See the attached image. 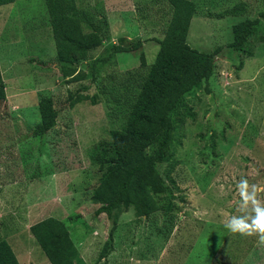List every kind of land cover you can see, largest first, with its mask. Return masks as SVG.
<instances>
[{"label":"rangeland","instance_id":"obj_1","mask_svg":"<svg viewBox=\"0 0 264 264\" xmlns=\"http://www.w3.org/2000/svg\"><path fill=\"white\" fill-rule=\"evenodd\" d=\"M90 31L98 26L102 47L63 66L57 60L45 0H14L0 6V240L20 264H51L29 226L47 215L61 218L87 264H264L256 238L229 233L224 220L236 213V183L241 177L264 184V0H193L196 14L187 41L216 54L209 91L202 82L184 94L170 112L174 130L171 157L159 163L167 189L155 194L159 209L136 218L132 207L120 214L113 250L98 261L110 221L94 215L91 200L101 175L94 156L120 125L110 116L115 96L137 89L148 71L171 16L169 0H76ZM120 5L119 8H104ZM133 7V8H132ZM259 17L246 51L228 47L231 27L244 17ZM103 17L105 18L103 20ZM142 39L137 52L110 53L113 43ZM146 59L140 65V53ZM115 75L108 85V75ZM85 83L90 99L69 105V92ZM51 95L56 123L43 136L38 101ZM154 146H149L152 151ZM223 189V191H222Z\"/></svg>","mask_w":264,"mask_h":264},{"label":"trees","instance_id":"obj_2","mask_svg":"<svg viewBox=\"0 0 264 264\" xmlns=\"http://www.w3.org/2000/svg\"><path fill=\"white\" fill-rule=\"evenodd\" d=\"M14 0H0V6ZM172 7L170 19L162 37H157L158 49L147 73L139 80L137 89L125 88L123 95L115 96V108L110 116L118 119L120 126L111 131V139L99 144L94 162L102 171L93 189L91 200L98 204L94 215L105 214L110 221L108 238L104 241L97 260L101 261L113 250V232L120 214L132 207L134 216L141 218L159 209L155 194L167 189L159 170V163L171 157L170 144L174 124L170 112L184 94L205 83L209 91V78L215 69L216 54L199 51L188 44L187 32L196 14L193 0H169ZM57 60L63 66L87 59L89 51L99 46L102 36L98 26L90 31L83 22L91 24L86 12L79 9L76 0H45ZM264 16V11L259 12ZM105 18L103 17V20ZM259 17H244L232 25L233 38L227 45L234 51H246L247 37L257 28ZM142 39L127 45L113 43L110 53L95 58L89 65L91 79L96 78L98 64L108 61L117 52L134 51ZM140 65L146 64L143 52ZM1 72V70H0ZM115 75H108L110 84ZM89 86L80 85L76 93L69 92V105L90 99ZM5 98V88L0 74V101ZM39 121L32 129L34 136H43L53 127L58 116L51 95H41L38 101ZM154 146L148 151L149 146ZM30 233L51 264H87L74 243L65 222L47 215L29 226ZM0 264H20L10 244L0 240Z\"/></svg>","mask_w":264,"mask_h":264},{"label":"clouds","instance_id":"obj_3","mask_svg":"<svg viewBox=\"0 0 264 264\" xmlns=\"http://www.w3.org/2000/svg\"><path fill=\"white\" fill-rule=\"evenodd\" d=\"M236 199L237 214L228 216L223 227L241 237H255L257 247L264 248V184L241 177L236 183Z\"/></svg>","mask_w":264,"mask_h":264},{"label":"crops","instance_id":"obj_4","mask_svg":"<svg viewBox=\"0 0 264 264\" xmlns=\"http://www.w3.org/2000/svg\"><path fill=\"white\" fill-rule=\"evenodd\" d=\"M46 5V4H45ZM119 6L120 5H108V4H106V2H105V6H104V8H119ZM133 8V7H132ZM88 32V31H87ZM143 42V41H142ZM156 43L158 44V42L156 41ZM142 45V44H141ZM159 45V44H158ZM102 47V44H100L99 46H97L96 48H94V49H96V50H99L100 48ZM93 50V49H92ZM135 52H137V49L136 50H134ZM133 51V52H134ZM128 52V51H127ZM157 52V51H156ZM118 54H121L122 52H117ZM116 53V54H117ZM156 55V54H155ZM155 57V56H154ZM154 60V59H153ZM152 60V61H153ZM152 61H150V63L152 62Z\"/></svg>","mask_w":264,"mask_h":264}]
</instances>
